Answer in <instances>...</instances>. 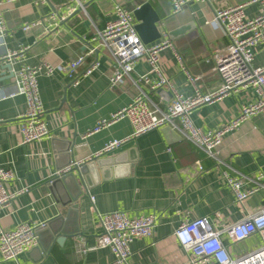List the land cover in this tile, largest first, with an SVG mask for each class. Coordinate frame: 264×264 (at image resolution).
<instances>
[{
	"label": "crops",
	"instance_id": "obj_1",
	"mask_svg": "<svg viewBox=\"0 0 264 264\" xmlns=\"http://www.w3.org/2000/svg\"><path fill=\"white\" fill-rule=\"evenodd\" d=\"M252 1L193 3L173 15L171 0H49L53 8L47 0H18L3 7L5 41L8 49L20 53L12 62L14 71L42 63L67 65L89 52L97 31L115 19L116 5L134 14L135 9L149 2L161 18L160 40L168 38L174 45V49L161 52V68L177 91L189 97L197 89L208 92L220 83L210 53L228 46L230 41L224 29L213 23L215 14ZM259 11L258 4L245 7L248 18ZM135 21L137 25L136 18ZM35 23L36 27L23 31L25 25ZM94 63L99 64L97 69L84 76L85 68ZM253 67H264V44L255 49ZM112 71L113 62L99 51L86 56L85 66L75 74L77 85L67 72H56L54 77L40 76V97L45 108L42 119L52 138L22 146L19 128L27 109L26 98L2 97L11 90L14 78L8 69H0V165L15 174L8 186L10 193L28 190L1 211V227L12 231L23 223L41 225L62 217L61 227L69 234L76 233L62 244L57 238L50 242V237L40 233L37 248L11 261H4L0 253V264H117L110 248L98 246L103 232L99 214L112 212H125L130 218L151 214L157 217L154 235L135 239L131 244L128 264H188V257L174 237L182 223L202 217L214 220L220 214L218 227L223 229L264 207V113L224 137L219 148L224 164L219 166L193 143L178 140L165 128L94 158L109 141L126 139L132 134L130 120L124 119L88 135L99 121L131 103L138 91L134 82L149 73L150 66L145 60L140 61L131 78L126 79L125 90L110 88ZM190 77L198 80L192 83ZM138 84L154 102H159L155 92L143 83ZM256 99V90L249 87L198 108L192 120L202 131H213L238 117L241 105ZM68 144L69 156L64 152ZM69 161H84L79 174L75 173L84 182L83 194L74 203L78 205L76 209L63 205L61 200L66 202L67 198L62 193L59 196L50 190L52 175L57 169L68 167ZM197 162L204 172L192 177L188 170ZM224 172L243 179V190L257 189L244 206L237 204ZM222 239L232 257L263 245L259 235L236 244L225 234Z\"/></svg>",
	"mask_w": 264,
	"mask_h": 264
},
{
	"label": "built area",
	"instance_id": "obj_2",
	"mask_svg": "<svg viewBox=\"0 0 264 264\" xmlns=\"http://www.w3.org/2000/svg\"><path fill=\"white\" fill-rule=\"evenodd\" d=\"M17 1L0 0V61L11 65L20 53L7 47L5 41L7 28L3 17V7ZM213 1L171 0L172 14H179L186 6L193 3H212ZM249 4L260 6L259 13L253 18H248L245 14V7ZM249 4L222 9L215 14L213 23L224 29L230 43L210 53L215 63L214 70L220 77V83L217 88L208 92L197 89L193 96L181 95L173 81L164 74L160 65L161 52L174 49L173 43L166 38L153 44H145L135 28L136 21L133 12L121 5L115 6V19L108 22L103 30L97 31L90 41V50L87 54L67 65L53 66L49 63H42L34 67L25 66L17 71L13 69L14 80L11 90L5 91L2 97L6 99L21 95L26 98L27 109L19 128L22 146L52 138L48 125L42 119L45 108L40 97L39 77L42 75L54 77L56 72H67L77 85L78 77L75 74L79 68L85 66L86 56L98 50L104 52L113 62L110 78L112 89L125 90L126 79L131 78L136 65L145 60L150 66V71L141 76L139 82L155 92L159 102H154L140 87L139 82L135 81L138 91L136 95H133L131 103L111 115L110 118L99 121L88 133V135L99 133L119 121L129 119L133 126L132 134L126 139L109 141L101 151L94 155V158L110 154L142 135L169 128L181 139L190 141L195 147L204 151L216 161L218 166L224 164L219 157V148L224 137L237 130L245 121L264 113V67H253L255 49L264 44V0H253ZM80 7L83 8L81 3ZM37 25L38 23L25 25L22 29L28 32ZM24 50L20 52L23 53ZM179 60L181 62V58ZM98 66V63H94L86 67L83 75H91ZM197 80V78L190 77L192 83H196ZM249 87H254L257 99L254 103L241 105L238 117L209 132L202 131L194 124L192 114L195 110L219 102ZM83 163L84 161L75 162L56 171L52 176L54 178L68 174L72 172L74 166L80 167ZM188 172L190 176L196 177L204 172V168L200 162H197L190 167ZM223 174L227 185L236 197L237 204L244 206L257 189L245 191L243 190V179L230 177L227 172ZM14 178L13 171L4 169L0 165V213L16 196L28 191L26 189L18 193H10L8 186ZM219 219L220 214H217L214 220L210 217H202L186 221L175 231L174 237L188 257V264H264V207L255 213L246 215L242 221L223 229L218 227ZM99 222L103 232L98 246L110 248L117 264H128V259L132 254L131 244L135 239L154 235L157 217L151 214L130 218L125 212H112L99 214ZM44 225L23 223L12 231H6L0 223L2 259L4 261L18 260L20 256L37 248L39 245L37 230ZM224 234L234 244L259 235L263 245L239 257H232L230 248L223 242L222 235Z\"/></svg>",
	"mask_w": 264,
	"mask_h": 264
},
{
	"label": "water",
	"instance_id": "obj_3",
	"mask_svg": "<svg viewBox=\"0 0 264 264\" xmlns=\"http://www.w3.org/2000/svg\"><path fill=\"white\" fill-rule=\"evenodd\" d=\"M49 2V0H47ZM50 3V2H49ZM51 5V3H50ZM53 8V6L51 5ZM188 7V6H187ZM186 8V7H185ZM55 11V9H54ZM135 18L138 21V24L135 26L138 35L141 40L145 44H151L157 40L162 38V35L158 29V23L161 22V18L158 13L153 8L152 4L149 2L144 3L140 7L134 10ZM188 30V29H187ZM185 29V31H187ZM98 54L99 51L97 50ZM8 69L12 72L13 75V67L11 64H4L3 61H0V69ZM14 76V75H13ZM171 133L175 134L178 140H182L175 132H173L169 128H165ZM67 156H69L71 152V145L68 144L67 149L64 151ZM74 161H69L67 166L74 164ZM61 170L60 168L57 171ZM56 172V171H55ZM75 173L79 174V167L74 166L72 172L65 174L63 176H55L50 182V190L61 196V193L66 196L67 201L64 202L61 200L63 205L68 206L71 205L72 208H78L77 204H74L78 201V199L83 194L84 182L82 177L79 175L76 177ZM61 199V198H60ZM74 204V205H73ZM62 217L56 218L53 221L46 223L43 227H39L37 230L38 235L42 233V235L46 234L50 237V242L54 241L57 238L59 244H62L68 237H73L76 233H67L66 230L61 227Z\"/></svg>",
	"mask_w": 264,
	"mask_h": 264
}]
</instances>
